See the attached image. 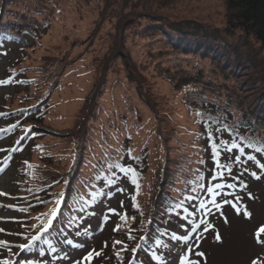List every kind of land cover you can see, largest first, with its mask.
<instances>
[{"label": "rangeland", "instance_id": "374dc122", "mask_svg": "<svg viewBox=\"0 0 264 264\" xmlns=\"http://www.w3.org/2000/svg\"><path fill=\"white\" fill-rule=\"evenodd\" d=\"M121 1L123 0L115 1L110 14L105 18L98 17L99 0H17L15 9L6 8L17 13L37 10L38 14L42 12L39 7L44 5L47 8L49 25L44 34L40 33L41 35L39 34L35 39H29L26 47L10 42L0 46V81L7 80L9 66L20 67L24 69L23 72L27 77L36 79L40 84L39 91L33 87L32 90H27V93L34 96L46 89L51 90V93L44 121L39 126L44 136L38 140V150L27 147L21 153H16V150L13 152V148L10 149L12 147L10 133L0 132V149L6 150L0 151V193H5L0 195V229H3L0 235L5 231L8 234L14 233L12 231L16 229L11 223L15 214L12 209L16 207L13 205L15 203L13 193L20 180L16 170L19 169L21 171L19 173H22L26 163L23 158L38 162L42 174H48L55 169L67 170L72 161L69 157L71 146L74 145L72 141L77 136L76 132L85 108L91 103H87V99L98 95L101 87V93L94 99L95 104L90 105L92 114L101 117V120L107 115L119 120L120 113L131 122L134 119L140 120L135 127L137 134L133 136L132 144L137 152H143L142 154L150 164L145 176L147 183L152 182V170L158 160L162 161L165 154L163 152L166 150V155L173 160L182 154L188 157L190 155L189 168L194 166V159L200 152L198 147L201 146L196 144L201 143L196 141L194 132L191 133L184 128L187 124L189 128H196V124L191 121L189 115H183L186 109H183L182 103L175 102L177 98L181 100L184 96L183 89L175 92L173 89L175 82L169 79V77H175L176 73L173 67L175 60L173 61L174 55L171 54L172 48L158 40L159 35L155 39H148L147 35L150 32L143 30L148 23L137 29L132 28L124 36V47L129 52L131 63L130 70L137 76L141 84V93L142 88L144 90L142 94L136 90L133 83H129L130 80L126 76H119V73L114 70H124V59L115 56L106 62L107 57L110 56V42L106 36L113 33V23L118 17L117 14L122 6ZM56 8L59 12L55 11ZM134 12L136 13V10ZM157 15L161 16L159 18L165 17L169 22L184 17L187 20L201 22L204 27L210 28L205 27L201 32V35L206 38V45L208 41H211L208 38L213 36L211 31L220 32L218 36L220 39H213V42L217 47V53L224 58L226 66H218L210 57L207 60H194L192 56L181 61L179 65L188 68L197 64L195 67L202 68L204 72L206 71L205 76L212 77L218 83L224 80L225 75L234 78V80L228 79L230 87L234 84L245 98L247 96L253 98V106L256 109L264 110V75H262L264 50L251 35L229 25L231 16L226 10L224 0H180L177 4L164 7L157 12ZM45 16L44 13L40 14L41 19ZM110 18L113 19L110 20ZM140 19L142 22L145 21L142 15ZM111 53H114L112 49ZM253 55L255 62L251 59ZM106 63L107 67H105ZM55 75H58L57 80L53 79ZM105 75L106 78L98 84ZM54 81H56L55 84ZM37 82H33L32 85L36 86ZM21 88L20 85L18 87L0 83V112L4 106H18L19 96L16 97L15 94H24L18 92ZM7 94L13 96L10 97ZM148 102L153 106L152 109ZM113 110H117V114ZM146 118H152L153 122L151 120L145 122ZM4 123L5 118L0 114V129H4ZM9 124L13 122L9 121ZM109 126V122L104 120L103 132H106ZM159 134L166 139L164 144ZM115 136L117 140L119 137ZM90 147L93 148L94 153H98L97 150L100 149V145L95 140L89 142ZM203 153L201 168L203 180H200V183L207 185L215 168V162L211 159L208 147L203 149ZM236 154L238 152L234 150L231 154L233 159ZM229 155L222 151V162H225ZM46 157L51 158L50 162L53 163L45 164ZM257 158L264 163L260 156L257 155ZM162 162L165 163V161ZM243 167H247L249 171H257L259 174L254 162L249 161ZM241 171L243 168L233 167L234 175H239ZM226 179L232 182L229 177ZM241 179L248 185L246 192L241 195L243 205L251 213V217L246 218L243 215V209L241 214L237 215L229 205L223 207V216L214 210L209 220L215 225V231L204 233L199 241V250L206 253V260H202V264H251L254 259L264 260V245L258 243L256 239L257 229L264 226V175H261L260 180H256L248 173H244ZM148 189L143 185L137 189L138 193L135 195L138 201H143V195L148 193ZM133 190L125 181L116 182L97 203L95 214L82 220L68 236H62L51 243L37 264H74L90 250L100 253L99 256L93 257L91 264H114L110 262L115 257H112L113 254L109 256L108 239L121 220L122 209L126 207L129 200L131 201ZM247 192H251L254 198L249 199ZM198 195L203 197L205 193L199 190ZM217 200L219 201L220 197H217ZM195 203L194 201L190 211H193ZM109 209H114L115 212ZM224 217H227V223ZM196 219V216H190L188 220L180 219L179 224L170 225L171 231L167 233L163 241L167 247L159 246L152 252L153 255L146 254L143 264H179L178 254L184 248V243L172 240L171 234L174 232L178 236L183 235L188 231V225ZM216 231L222 237L221 242H217L214 238ZM76 245H83V247ZM52 248L56 251H52ZM108 257L110 261L107 260Z\"/></svg>", "mask_w": 264, "mask_h": 264}, {"label": "trees", "instance_id": "16d2710c", "mask_svg": "<svg viewBox=\"0 0 264 264\" xmlns=\"http://www.w3.org/2000/svg\"><path fill=\"white\" fill-rule=\"evenodd\" d=\"M15 1L17 0H0V45L4 42H13L26 47L29 39H35L40 33H45L44 31L49 25V16L46 14L47 8L44 5L39 7L42 12L38 14L37 10L19 11V13L6 10L8 7L15 9L17 6ZM115 1L120 0H99L98 17L105 18L109 15ZM224 1L226 10L232 19L229 20V25L251 35L264 50V0ZM161 2L163 3L161 4ZM179 2L180 0L121 1L122 6L113 23V33L106 36L110 42V56L107 57L106 62L115 56L124 59V70H114L119 73V76H126L130 80L129 83H133L136 90L141 93V84L134 72L130 70L131 63L129 52L124 47V36L132 28L136 27L137 29L139 26L148 23L146 27H143L145 32H150L147 35L148 39H155L159 35L158 40L172 48L171 54L174 55L173 61L175 60L173 67L176 73L175 77L172 76L169 79L175 82L173 85L175 92L183 89L184 96L181 100L177 98L175 102L177 104L182 103L183 109H186L183 115H189L191 121L196 124V128H189L187 127L188 124L184 128L191 133L194 132L196 141L201 143L196 144L201 146L198 147L200 152L194 159V166L189 168L190 155L188 157L182 154L183 156L180 155L173 160L168 157L169 155H166V150L163 152L165 154L162 158L165 163L161 160L156 162V166L152 170V182L147 183L145 176L150 164L142 154L143 152H137L132 144L133 136L137 134L135 127L140 123V120L134 119L131 122L121 113L119 120L112 119L110 115L101 120V117L92 114L90 105L91 103L95 104L94 99L101 93V87L97 97L92 96L87 99V103H91L85 108L82 120L78 125L77 136L72 141L74 145L69 151V157L72 161L67 170L55 169L53 172L49 171L48 174H42L39 163L26 157L23 158L26 161L23 172L19 173L21 171L16 170L20 180L17 182L14 194L17 195L18 202L22 207L16 210L17 219L14 226H17L15 228H17L19 235L13 239L15 244L25 242L28 235L33 233L36 235L45 219L43 214L57 207L56 200L58 198L61 202L58 206L57 218L40 239L45 244L57 235L67 233L75 228L80 221L88 216H92L96 204L105 195L106 190L118 181H125L134 189V193L131 194V201L129 200L126 207L121 211L120 216H124L126 219H121L117 223L108 239L110 242L109 256L111 257L113 254L112 257L115 258L110 261V257H108L107 260L114 262V264H130V262L131 264H139L146 258V254L151 253L153 247L157 245L155 241L157 239L162 241L169 230V225L178 223L180 218H184L185 212L183 208H178L177 204L183 202L184 207L189 210L193 201L185 198L198 194L199 178L202 177L201 168L204 159L203 149L208 147L211 152L206 135L209 128L207 118L210 117L215 122L211 124L214 137L219 136L220 139L229 141L235 135L238 142L242 141V144L253 142L257 147L264 145V110L256 109L253 106V98L250 96L245 98L234 84L233 87H230L228 79L234 80V78L225 75L224 80L218 83L212 77L205 76L206 71L204 72L202 68L195 67L197 64L188 68L179 65L181 61L192 56L194 60H207L210 57L218 66H226L224 58L217 53V47L213 42V39L219 38L220 32L211 31L213 36L208 38L211 41H208L206 45V38L201 35V32L205 27L210 28L204 27L201 22L187 20L185 17L177 18L178 20L171 22L166 21L165 17L159 18L161 16L157 15V12L168 5ZM55 11L59 12V9L56 8ZM42 13L46 15L43 19L40 18ZM141 15L145 18L143 22L140 19ZM112 19L110 18V20ZM191 38L194 40H188ZM111 49L114 53H111ZM251 59L255 62L254 55ZM105 67H107V63ZM23 70L20 67L11 68L9 66L8 68V73L11 76L19 75V79L14 82L22 85L18 92L24 94H15L16 97L19 96L18 106H4V118L16 126L13 128L14 144L20 141V147L26 146L31 150H38V140L44 136L43 132L39 130V126L44 121L51 90L46 89L40 93L41 95L34 96L27 93V90H32L33 87L39 91L40 84L36 79L27 77ZM57 78L58 75L53 77L55 80ZM105 78L106 75L98 81V84ZM33 82H37L36 86L32 85ZM55 82L53 83L55 84ZM142 91L144 92L143 88ZM7 96L12 97L13 95L7 94ZM148 105L151 109L153 108L149 102ZM113 112L117 114V110H113ZM197 112L203 114V119L197 116ZM104 120L110 125L109 128H106L107 134L102 129ZM150 120L153 122L152 118H146L145 122ZM217 128L222 129V131L216 132ZM115 135L119 137L118 141ZM159 135L162 138L161 134ZM22 137L23 139H21ZM100 137L101 140L99 141ZM162 139L164 144L166 139ZM91 140H95L100 145L99 151L97 150L98 153H94L92 147L89 148ZM247 151L250 154H257L251 148H245V152ZM257 155L264 160V154ZM46 159L44 160L45 164L53 163L50 162L51 158L46 157ZM117 164L121 167L130 166L135 169V184L132 182L133 175L121 172L116 167ZM142 185L149 189L148 193L143 195L141 202L137 200L135 194L138 193L137 189L141 188ZM193 189H196V192H193ZM33 225L36 228H33ZM262 235L264 236V234ZM130 236L133 238L130 239ZM140 237H146V240H141ZM115 241L122 243L116 244ZM33 244V248L29 247L27 252L24 251L15 258L13 254L17 251V247H9L10 250L9 248H0V261L9 260L13 262L15 259L16 264L31 261L29 252L32 253L33 249L40 254L43 252V248H38L40 247L39 241H35ZM137 244H140L141 247L133 253L131 249L135 248Z\"/></svg>", "mask_w": 264, "mask_h": 264}, {"label": "snow or ice", "instance_id": "6c2138e0", "mask_svg": "<svg viewBox=\"0 0 264 264\" xmlns=\"http://www.w3.org/2000/svg\"><path fill=\"white\" fill-rule=\"evenodd\" d=\"M9 81H0V83H8ZM197 116L203 119V114L197 112ZM209 123V128L206 133L212 157L215 162V168L212 172L211 179L208 181L207 185L204 183H199L198 188L201 192L205 193V196L201 197L200 195H192L188 196L185 199L190 201H195L196 203L193 206V211L189 212L187 207H184L183 202L177 204L178 208H183L184 212L188 214V216H196L197 219L193 220L188 225V231L183 235H176V233L171 234V239L174 241H182L184 243V248L181 250V253L178 254L179 264H202V260H206V253L199 250V241L203 238V234L209 231H215V225L209 220V217L214 214V210L219 212L221 216H223L222 209L225 205L231 206L237 213V215L241 214L243 209V215L246 218L251 217V213L247 210L246 206L243 205V196L241 193H245L248 185L245 183L241 177L244 173H248L253 179L260 180L261 175H264V163H261L257 158V155L249 154L245 152V148H251L257 154H264V145L257 147V145L253 142H249L247 144H242L238 142L237 137L234 135L229 141H224L219 138V136L214 137L213 130L211 128V124L215 123L211 120V118H207ZM15 128V125L11 126ZM9 129H0V132H7ZM216 132L222 131V129L217 128ZM23 139V137L21 138ZM16 143H20L17 141ZM234 150L239 154H236L234 159L231 155ZM0 151H6L5 149H0ZM221 151H224L230 154L227 157L225 162H221L219 157L221 155ZM243 156H246V159H242ZM7 159V157H5ZM249 161L254 162L255 167L259 170V174L257 171H249L247 167H243ZM243 168V171L239 173V175L233 174V167ZM117 168L121 172L131 173L133 175L132 182L136 183L135 178V169L132 167H121L119 164L116 165ZM226 177H229L232 182H228ZM203 180V177L199 178ZM122 191V189H121ZM193 192H196V189H193ZM249 199H253V195L251 192L246 193ZM0 195H5V193H0ZM217 197H220V200H217ZM60 199L56 200V208H52L48 213L43 214L45 219L42 221V225L36 232V235H33L29 238V244H21L18 245L20 249H26L30 246L32 242L38 241L42 238L43 233L47 232L52 225L53 219L57 216L58 206L60 204ZM109 211L115 212L114 209H109ZM121 219H126V217L122 216ZM225 223H227V217H224ZM119 227V226H117ZM183 227V225H182ZM33 228H36L33 225ZM3 231V229H0ZM264 226H261L256 231V239L258 243L264 244ZM79 235V233H77ZM132 239L133 237H129ZM215 240L217 242H221L222 237L218 231L215 233ZM141 240H146V237H140ZM70 243V242H69ZM116 244L122 243L121 241H115ZM155 243L158 246H165L163 241L157 239ZM0 246L7 247V242L0 241ZM77 247H83V245H76ZM141 245L137 244L135 248L131 249L133 253L140 248ZM10 250V248H9ZM126 250V249H125ZM52 251H56L55 248H52ZM43 254V253H42ZM100 253L95 250H90L84 255L80 260L75 261L74 264H91V261L94 256H99ZM119 255V253H117ZM0 264H11L9 260L0 261ZM26 264H35L33 261H27ZM131 264V262H130ZM251 264H264V260L254 259Z\"/></svg>", "mask_w": 264, "mask_h": 264}]
</instances>
